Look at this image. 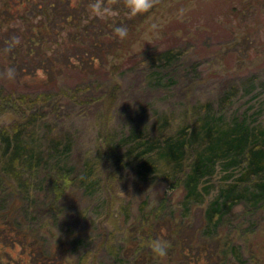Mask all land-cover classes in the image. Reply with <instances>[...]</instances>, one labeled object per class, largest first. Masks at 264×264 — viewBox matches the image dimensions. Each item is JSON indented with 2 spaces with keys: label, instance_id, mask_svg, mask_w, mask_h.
I'll use <instances>...</instances> for the list:
<instances>
[{
  "label": "rangeland",
  "instance_id": "obj_1",
  "mask_svg": "<svg viewBox=\"0 0 264 264\" xmlns=\"http://www.w3.org/2000/svg\"><path fill=\"white\" fill-rule=\"evenodd\" d=\"M54 1L0 0V50L5 37L25 39L32 32L31 26L36 33L45 31L39 35L46 41L36 49L47 48V56L54 55L59 43L64 46L74 36L80 39L81 31L70 33L80 28L76 23L61 20V13L48 8ZM100 2L112 9L113 14L105 19L114 18L115 28L118 17L129 16L128 2ZM90 3L91 0H72L79 12L83 10L82 23L86 27L93 17ZM154 5L144 16L139 14L130 22L122 47L109 52L107 60H96L95 68L99 67L100 72L98 78L91 79L93 93L101 94L100 84L106 89L110 73L122 86L109 114L105 115L106 104L98 94L94 101L89 94L76 98L69 92V104L49 121V138L57 137L62 143L58 148L61 162L54 158L36 176L26 175L21 180L7 176L8 180L0 182L2 227L12 215L25 218V227L42 225L49 239L46 245L62 257L63 264H86L84 255L90 252V264L134 263V255L128 251L139 246L135 242L144 237L148 225H159L154 214H146L163 200L164 209L175 213V222L184 221L181 231L191 237L202 226L210 200L227 183L243 176L242 164L226 168L225 162L219 161L204 180L213 185L205 203H193L190 210L185 209L186 192L173 184L171 169L160 166L154 155L149 160L152 171L140 169L143 144L133 139L135 127L149 135L145 138L155 140H164L182 128L191 131L209 118L219 124L240 121L264 127V0H160ZM232 5L241 8L233 10ZM169 47L176 51L173 60L164 66L156 65L152 55ZM17 52L23 53L22 48ZM137 53L142 55L137 57ZM130 55L132 61H128ZM57 57L62 62L67 60L64 51ZM116 65H121L117 72L113 69ZM37 69L39 77L30 75L26 83L50 78L45 68ZM66 77L67 86L73 89L77 77ZM12 119L7 114L0 121L9 123ZM109 147L118 150L113 158H109ZM189 152V157L194 156L193 150ZM58 169L67 171L70 178L61 197L54 189ZM89 179L93 186L88 188ZM108 191L113 193V206L107 207ZM137 226L140 229L136 233ZM224 229L238 239L242 264H264V209L243 200L227 214ZM221 232L223 229L219 235ZM112 233L114 244H106V236ZM3 234L0 228V264H35L29 245L4 242ZM150 236L155 237L154 232ZM175 250L170 249L172 253ZM33 251V256H38ZM54 257L47 261L58 264ZM156 258L161 261L165 257ZM231 264L239 263L233 259Z\"/></svg>",
  "mask_w": 264,
  "mask_h": 264
},
{
  "label": "trees",
  "instance_id": "obj_2",
  "mask_svg": "<svg viewBox=\"0 0 264 264\" xmlns=\"http://www.w3.org/2000/svg\"><path fill=\"white\" fill-rule=\"evenodd\" d=\"M105 1H119V5L121 1L128 2V0ZM159 1L154 0V4ZM62 3L65 4L62 5ZM231 7L233 10L241 8L238 5ZM48 8L55 14L61 13V20L64 19L66 22L72 20L70 23H76V27L80 28L70 33L81 31L80 39L74 36L64 43V46L59 43L53 56H47V48L36 49L38 45L46 41L39 35L45 31L39 30V33H36L33 26H31L32 32L25 39L17 40L8 37L3 39L6 47L3 45L0 50L3 53L0 59V119L7 114H10L13 119L9 123L0 121V182L8 180L7 176L19 178L18 180L24 179L26 175L36 176L47 169L45 168L47 163L54 158L55 161L61 162L58 148L62 143L57 137L49 138L52 132L49 123L51 117H55L59 109L69 104L66 101L69 92L76 98L86 97L89 94L91 100H96L98 91H95L97 94L93 93L91 81L92 77L98 78V72H100L99 67L95 68L96 60L97 58L100 62L107 60L109 52L123 46V37L112 26L114 18L106 21L105 17L93 15L91 19H88L90 23L86 27L82 23L83 10L79 12V8L72 4V0H55L48 5ZM139 14L144 16L146 13L118 17V25H126L129 28L130 22L136 20ZM49 15L50 12L47 13V16ZM53 42L57 45L56 39ZM20 48L23 53L17 52ZM61 51H64L67 56L65 62L59 61L57 57V53ZM175 53L174 47L157 51V53L155 51L152 61L156 65L164 66L173 60ZM136 55L139 57L142 54ZM129 57L131 60L128 61H132L133 56ZM35 60L41 64H37ZM144 60L147 59L144 58ZM43 63L45 66L42 65ZM8 65L9 68H7ZM120 66H113L114 71L117 72ZM28 68H32L33 71H27ZM37 68H45L50 78L40 79L39 83H26L25 79L30 75L33 78L39 77ZM71 71L76 72L77 75ZM68 74L77 77L73 89L66 84L69 82L66 77ZM108 76V82L105 83L106 89L100 84L99 87L103 89L100 90L101 94H98L106 104L105 115L109 114L122 91L121 84L112 78L111 73ZM105 115L104 118H106ZM44 128L49 130L45 131ZM134 129L133 139H139L143 144L140 152L142 163L140 169L152 171L153 165L149 162L151 155L156 157L160 166L171 169L173 184L182 186L186 192L185 209L190 210L193 203H205L206 196L211 193L213 185L204 180L215 171L219 161L225 162L226 168L242 164L243 176L238 181L227 183L210 200L202 226L198 233L195 234V231L191 237L185 236L181 231L184 221L175 222V213L164 209V200L151 209L146 215L154 214V217L158 218L159 225L156 227L153 224L148 225L149 228L145 231L144 237L139 239L136 234L134 239L135 241L138 239L135 243L139 246L128 251L130 256L134 255L135 262L132 264H231L233 259L239 264L244 263L238 239L231 237L229 232L225 231L224 223L227 214L243 200L250 202V205L254 207L264 209V127L255 128L240 121L219 124L215 118H209L204 119L200 126L194 127L191 131L182 128L164 140L145 138L149 135L137 127ZM145 139L147 142L144 143ZM131 148L130 146L129 150ZM113 149L109 147V158L118 154V150ZM191 150L194 156L189 157ZM89 168L87 171L90 170ZM66 177L69 178L67 171L56 170L54 181L57 184L54 189L58 197H61L65 191ZM86 185L89 188L93 186V183L89 179ZM111 204L113 206V193L108 191L106 206ZM20 217L12 215L11 219H7L4 227L0 223V228L4 229V242L14 245L20 242L23 245H29L31 256L37 258L32 260L35 264H50L47 260L52 259L53 256L58 264H63L62 257H58L54 254L53 248L46 245L49 239L43 232L42 225L38 228L25 227V218ZM162 224L166 232L162 230ZM139 226L135 228L136 233L139 232ZM222 229L223 233L219 235L218 231ZM152 232L155 237L150 236ZM113 237V233L106 236V244H114ZM154 239H165L170 244L168 255L161 261H157V255L150 246V242ZM171 248L176 249L175 253L170 251ZM33 249L38 256H33ZM115 256L119 257L120 253L116 252ZM90 257L91 252L84 255L86 264H90Z\"/></svg>",
  "mask_w": 264,
  "mask_h": 264
},
{
  "label": "clouds",
  "instance_id": "obj_3",
  "mask_svg": "<svg viewBox=\"0 0 264 264\" xmlns=\"http://www.w3.org/2000/svg\"><path fill=\"white\" fill-rule=\"evenodd\" d=\"M154 5V0H128V7L127 11L129 15H135L142 12H147L148 10L152 9ZM89 10L91 14L100 16V17H107L113 14L111 8L105 6L100 2V0H91L89 4ZM152 27H156L153 25ZM115 31L121 36L125 37L128 34V28L126 25H118L115 28ZM66 182L70 183V178H65ZM150 246L153 251L159 257H166L169 251V241L165 239H154L150 242Z\"/></svg>",
  "mask_w": 264,
  "mask_h": 264
}]
</instances>
